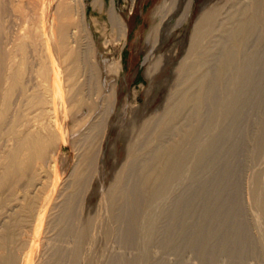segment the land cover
Listing matches in <instances>:
<instances>
[{"label":"bare ground","instance_id":"bare-ground-1","mask_svg":"<svg viewBox=\"0 0 264 264\" xmlns=\"http://www.w3.org/2000/svg\"><path fill=\"white\" fill-rule=\"evenodd\" d=\"M57 1L59 3L60 0ZM0 2L3 8L1 10L5 12L6 0ZM57 5L55 36L52 42L47 40L44 26L42 29L33 27L16 40L11 50L6 46L3 48L1 39L6 28L0 21L2 42L0 43L2 82L0 88V264H88L89 256L95 248H93L94 239L97 242L96 238L103 229L111 228L109 225L107 226L110 228L105 227L104 216L96 218L91 213L92 217H95L92 219L89 218L91 215L82 217L78 214V210L81 211L79 206L85 201L79 198L78 201L76 194L80 190L79 186L87 187L84 182L81 186L77 181L78 178L73 177H77L80 172L76 173L75 169H71L60 178L55 170V152L62 141L66 142V135H63L55 123V117L52 119V114L57 108L56 96L57 99L65 97V92L62 93L63 82L59 74V62L67 63L69 66L72 62L78 64L74 59L80 53V50L74 49L78 46L76 47L73 42L75 33L76 35L78 33L73 30L77 27V20L73 14L74 4L72 0H61ZM16 11L24 10L17 7ZM206 12L194 23L187 55L177 65L174 73L168 103L164 104L165 107L159 113L155 112L156 115H152L145 124L144 121L140 123L144 126H140L142 129L139 136L144 138V141L137 138L133 143L128 140L130 143L146 146L157 130L159 133V130L166 128L167 138L164 142L159 138L155 139L154 148L149 150L135 145L137 150L134 154L137 157L132 161L134 156L132 153L127 163L135 176L137 175L136 188L142 196L132 197L131 202L134 205L132 210H127V212L131 211L128 214L129 220L134 223L140 215L138 235L142 250L151 245L164 244L170 248L197 245L201 240L199 237L203 234L202 226L211 224L231 230L241 217L249 218L251 222L256 220V224L264 228V173H262L264 171V0H222L218 9ZM212 12L215 21L210 22V25L217 24V27L213 24L215 33L205 28L207 24H204L213 18ZM113 18L116 17L113 15ZM70 28H73L74 32L70 31ZM50 35L51 33L49 39L52 36ZM47 41L52 44H48ZM40 42L42 49L44 44L45 57L48 61L41 62V77L50 79L55 91L46 93L44 98L39 95L38 98H31L28 109L35 110V114L28 116L18 100L21 92L15 95V91L21 88L22 67L12 60L6 62V58L13 56L15 51L23 54L28 46L34 54ZM71 42L75 46H71ZM51 50L54 56L51 55ZM87 66L89 76L86 81L92 85L91 81L96 70L93 69L92 63H88ZM149 67L151 68V65ZM76 69L78 70V67ZM149 70L152 71L153 68ZM98 71L96 74L99 75ZM75 75L76 71L66 72L68 103L61 100V108L65 115L80 124L82 112L81 105L75 97L77 95L73 84ZM98 85L100 86L99 83ZM100 117L93 116L88 125L78 126L75 123L78 128L71 132L73 141L78 132L80 133L84 127L87 129L83 141L80 143L74 141L76 145L79 143L77 146L83 149L91 142L90 133ZM137 122L132 121V129L135 128L134 125L139 124ZM142 150H145L144 154H140ZM85 155L88 156V150ZM160 156L165 159L156 165L159 170L155 171L148 165ZM189 160L192 163V173L187 175L184 170L189 169ZM208 163L213 168L208 172L210 181L208 188L211 193L206 200L203 199L205 204L203 211H198L195 204L199 198V190L195 181L190 182V176L195 180L201 165ZM49 174L54 175V178L48 190L50 185L47 186V183L51 182H48ZM78 175L80 177V174ZM123 179L124 175L118 173L113 185L111 184L112 187L105 189L104 194L101 191L102 196L98 197V199L103 197L102 200L104 198L105 200L96 208L106 205L110 213L109 217L113 221L111 222L114 224L120 220V209L123 206L118 205V200L113 199L112 195L117 197L116 189L119 190ZM179 179L181 182L178 183ZM242 181L245 182V193H243ZM86 190L83 189V192ZM91 196L92 193L87 194L86 199H90ZM81 200L84 202L81 203ZM142 202L139 209H134L135 205ZM250 204L256 209V214H253L249 209L250 206H247ZM123 210L121 212H125ZM122 217V220L126 218L124 215ZM124 221L119 225L124 224ZM114 224L112 225L116 226ZM123 226L127 229L129 223L128 226ZM111 232L113 230L109 233ZM125 234L127 235L128 232ZM103 235L105 236V233ZM107 236L108 234L105 237ZM116 236L118 237V234ZM65 237H69V242L66 241V244ZM214 237L215 233L210 232V239ZM261 241L264 242V239L261 238ZM102 254L105 255L104 252ZM108 254L107 252L106 256ZM116 254L119 255L118 252ZM143 255L142 260L146 256ZM101 257L100 259L104 256ZM108 257L106 260L110 259ZM113 261L111 262L114 264L118 262V260Z\"/></svg>","mask_w":264,"mask_h":264},{"label":"rangeland","instance_id":"rangeland-1","mask_svg":"<svg viewBox=\"0 0 264 264\" xmlns=\"http://www.w3.org/2000/svg\"><path fill=\"white\" fill-rule=\"evenodd\" d=\"M72 2L74 4L73 14L77 20L78 28H70V31L74 32L76 30L78 32L77 35L75 33V41L73 42L76 47L80 46L82 49L78 47L74 48L80 50L78 55L79 59L78 57L74 59L78 61V64L72 62V65L69 66L67 63L64 64L59 62V74L63 82L62 93L65 92V97L57 99L58 96H56L57 108L55 113L52 114V119L55 117V123L60 128L63 135H66V142L62 141L59 145V149L55 152L54 164L57 175L60 178H63L71 169H75L76 173L79 171L80 173L78 174H80V177L78 174H75V170L74 175L77 177H73L76 179L78 178L77 181L81 186L85 183L84 185L87 186L85 188L89 190L88 192V190L82 186L84 191L86 190V192H83V189H81L82 187L79 186L80 190L78 189V194H76V196H78L77 199H84L85 202L81 200V203L82 201L84 203L79 206L81 211L79 212V209L78 214L82 217H89L91 215L89 218L92 219H95V217H92L93 214L96 218L97 216H104L106 218L103 217V219L108 221L106 222L102 219L105 223V227L107 225L111 227L107 226V228L110 229H103L99 237L96 238L97 242H95L94 239L93 248L95 247V250H92L88 264L90 261L92 264H114L111 262L113 260V262L118 260V262H116L117 264H264V244H262L264 242L261 241V238L264 239V228L260 225V229V226L256 224L257 221L254 219L255 223L254 221L251 222L252 220L249 218H243L246 222L242 217L238 218L231 230H226L225 228L223 229L211 224L202 226L203 234L199 237V240L201 239L199 244L191 245L190 247L176 246L170 248L162 244V246L151 245L152 249L151 247H146L147 249L142 250L138 235L140 233V215L134 223V221L132 222L129 220L130 216L128 214L131 211L127 212L129 209L132 210L134 205L131 202V198L141 196L139 190L136 188V183L138 182L136 178L137 175L135 176L131 167L127 165L129 162L128 160L131 159L132 153L134 154L137 150L135 145L138 147L143 146L146 150H149L150 148H154L153 141L155 139L159 138L164 142L167 138L166 128H163L162 131L159 130V133L157 130L151 142L146 144V146H144V144L133 143H135L137 138L143 141L145 140L139 136L141 135L139 133L141 131L140 129H142L146 121L152 115L155 116L161 109L163 110L166 102L168 103V97L172 90L171 86L174 73L177 69V65L187 55V50L195 27V21L200 18L204 12L206 14L207 10L212 11L213 9H218L222 0H72ZM59 3L57 0H6L5 9H7L4 10L5 12L1 10L3 8L2 4H0V21L6 28L4 37L2 36L3 38L1 39L3 43L0 41V43H2V46H0L3 48L6 46L8 50H11L16 40L20 39L19 37H22L23 33H27L29 29L33 27L42 29L43 26L45 28L47 40L52 42L55 36L56 9ZM17 7L24 11H16ZM33 13H36L35 16H33ZM113 15L116 18H113ZM212 21H215L214 16L204 24H207L205 28L214 32L213 30H216L214 26L216 25L217 27V24L212 23V26L215 24L212 27L210 25ZM48 32L52 35H50V39L48 37ZM76 38L78 41H76ZM50 41L47 42L51 45L52 43H50ZM73 42H71L73 45L70 43L71 46H75ZM41 43L42 42H40V44ZM40 44L37 45L34 54L28 46L27 51L23 54H19L15 51L13 56L6 58V62L12 60L18 66L20 64L22 67L21 88L15 91V95H18L19 92L23 94L22 96L20 94L19 99L18 97L17 99L20 104L23 105L24 113L28 116L35 114V110L32 111L31 108L28 109L31 98H38L37 95L43 97L46 93L50 94L49 92L55 91V86L51 84V80L41 77V62L44 63L47 61V57H45L44 44L43 49L42 44ZM50 45L49 47H51ZM51 55L54 56L53 50H51ZM89 60L92 63L93 69L95 68L94 70L96 71L99 70L97 72L99 75L94 71L93 80L91 81L92 85L88 84L86 81L89 76L87 65L88 63L91 64ZM153 61L154 65L152 64ZM83 62L85 64L87 63V65ZM149 65H151V68ZM77 67L78 70H75ZM152 68V71H148V69ZM67 70L76 71L73 84L77 92L75 97L77 102L81 105L82 113L80 124L71 117L65 115L61 108V100H64L66 104L68 103L66 98V88L68 85L66 82ZM149 72L151 73L149 74ZM1 86L2 82L0 79V88ZM144 108L146 109L144 110ZM155 112L156 114H154ZM95 115L101 117L93 127L92 133H90V135H92L91 142L82 149L77 145L83 141L84 133L87 132V129H85L86 127H84L80 133L78 132L79 134H76L77 136L74 138V141H79L77 145L74 143L73 139H71V132L78 128L77 124L78 126H83L84 124L88 125ZM68 119L71 120L68 121ZM134 119L138 121L137 123L139 124H136L137 127L134 125L135 128L132 129L131 123L135 121ZM143 121L144 124H140L143 123ZM78 135H82V137ZM174 138L176 139L177 137ZM128 140L133 143H130ZM78 148H80L79 150L81 153ZM87 150L88 156L85 155V153L87 154ZM129 153L131 154L129 155ZM144 153L145 150L140 151V154ZM136 157L137 156L134 154L132 161L136 159ZM163 159L165 158L160 156L157 159L155 158L154 161L152 160L149 165H146L158 171L159 169L156 165L163 162ZM188 164L190 165L189 169L186 168L184 170V172H187V175L192 173V163L190 160ZM212 169L211 164H202L201 169L199 168V173L195 175V180L190 176V182L195 181V184L198 186L197 189L199 190V198L195 204L198 211H203L205 205L203 199L206 200L208 194L211 193L208 188L210 185L208 172ZM118 173L124 175V179L121 181L119 190L118 188L116 189V191H118L117 197L112 195V198L118 200V205H122L123 207L120 209V220L114 224L109 217L110 213L107 211L106 205L103 206L100 204V208L104 207L103 209H105L106 207L105 210L98 207L99 211L96 207L105 200V198L102 200L103 197L101 199L99 198L100 200L98 199L99 196H102L101 191L102 194H104L105 189L108 190L112 187L111 184L113 185ZM262 173H264V171H262ZM47 178L46 180H48V182L51 181L47 183V186L50 184L52 185L54 175L49 174ZM113 178L115 179L112 182ZM177 182H181L180 179L177 180ZM242 184L243 193H245V182ZM51 185L48 186V190L51 188ZM241 187L242 185L240 188ZM98 188H100L99 191L95 192ZM48 190L45 192L46 195ZM111 191H113V189H111ZM89 193H92V196L90 199H86V195ZM79 199L78 201H80ZM142 204L143 202L135 205L134 209H139ZM247 206H250L249 209L253 214H256V209H254L252 204ZM123 208L125 210H123ZM94 210L99 214L101 212V215ZM121 210L126 213L121 212ZM122 215L126 217L123 220L121 219L123 218ZM108 217L109 220H107ZM121 220L122 222L124 220L126 222L124 221V224L119 225ZM128 223V228L130 229H126L123 226H128ZM117 224L119 226H117ZM111 225L113 228H116L113 229ZM254 225H256V227ZM248 227L252 229L250 230ZM112 230L113 232L109 233ZM259 231H262L261 234ZM127 232L128 234L126 235L125 233ZM210 232L215 233V237L212 239H210ZM103 233H105V236L108 234V236L105 237ZM117 234L118 237L120 235L121 239L120 237L118 239L116 236ZM159 235H161V233H159ZM102 236L103 238L105 237L104 240H102ZM65 238H67L64 239L66 244L69 237ZM119 240L127 242H120ZM255 241L256 243H254ZM95 243L96 246H94ZM97 243L99 244L97 245ZM127 243L129 244L127 245ZM257 243L260 244L261 247ZM103 252L105 255L102 254ZM107 252L109 254L114 252V256H112L113 254L110 255V257H108L109 254L106 256ZM117 252L119 255L116 254ZM116 255L119 257L121 256L120 259L119 257L117 258ZM142 255L144 256L143 260L141 259ZM101 256L104 257L102 258ZM129 256H131V258ZM100 257L102 259H100ZM106 257L111 259H109L110 263L108 259L106 260ZM112 257L114 258L112 259ZM133 257L136 259H133ZM127 259H129V261ZM105 260L107 262H105ZM124 260H127L128 263ZM130 260L133 263H130ZM99 261L104 263H99Z\"/></svg>","mask_w":264,"mask_h":264}]
</instances>
